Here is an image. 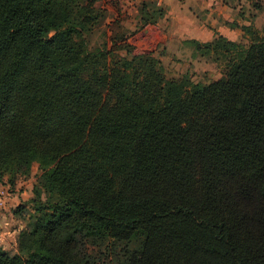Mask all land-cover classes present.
<instances>
[{
	"label": "trees",
	"instance_id": "trees-1",
	"mask_svg": "<svg viewBox=\"0 0 264 264\" xmlns=\"http://www.w3.org/2000/svg\"><path fill=\"white\" fill-rule=\"evenodd\" d=\"M140 13L136 32L165 10ZM106 20L0 0V171L42 170L0 264H264V27L185 41L226 61L205 84L113 30L91 47Z\"/></svg>",
	"mask_w": 264,
	"mask_h": 264
},
{
	"label": "crops",
	"instance_id": "crops-1",
	"mask_svg": "<svg viewBox=\"0 0 264 264\" xmlns=\"http://www.w3.org/2000/svg\"><path fill=\"white\" fill-rule=\"evenodd\" d=\"M102 1L108 12L113 9L111 0ZM149 1L157 2L165 10V15L155 25L145 26L138 35L143 34L144 40L151 37L156 50L161 44L172 46L170 43L183 44L187 40L208 43L217 36H223L238 43L244 37L241 11L243 0H135L133 4L136 6L135 17L138 22L143 4ZM119 15L117 13L114 17L118 19ZM31 174L28 171L0 177V190L6 188L3 183L8 184L6 189L9 190L7 197L0 196V247L4 250L10 251L8 246L18 250L19 235L25 224L15 211L20 205L35 198L34 188L38 183L31 181ZM24 180L25 188L21 185ZM9 225H12L10 230L7 229Z\"/></svg>",
	"mask_w": 264,
	"mask_h": 264
},
{
	"label": "rangeland",
	"instance_id": "rangeland-1",
	"mask_svg": "<svg viewBox=\"0 0 264 264\" xmlns=\"http://www.w3.org/2000/svg\"><path fill=\"white\" fill-rule=\"evenodd\" d=\"M133 1L135 0H123L121 2L118 0H111L110 2L112 3L111 6L113 9L108 12V8L101 0L100 7L107 10L108 20H106L91 37V47L94 48L98 45L100 46L106 39L104 34L106 33L107 36H110L112 35L113 30L115 33L126 36L128 44L135 48V54H148L155 52L156 55L159 56L160 53H163L164 56L161 57L163 64L176 75L190 73L192 79L196 82L205 84L222 78L223 72L226 68V61L219 58L216 54L211 53L202 56L201 53H195L192 46H186L184 42L183 44L170 43L172 46L161 44L156 50L155 42L151 37L148 40H144L143 34L138 35V32H136L139 28L137 27L138 20L135 17L136 6L133 4ZM242 2V26H248L262 35L264 27V0H243ZM257 5L261 6V9L255 7ZM117 13L120 14L118 19L117 17H114ZM29 171L32 172L31 181L33 183L36 181L40 184L42 175L41 167L34 164ZM1 172H5L8 176L12 175L11 173H8L12 172L9 170H1L0 173ZM21 185H23V188L26 187L25 180L21 182ZM3 186L8 188L7 183H3ZM7 191L9 193V190ZM17 193L16 190L15 194ZM11 228L12 225L7 227L8 230ZM8 249H10V251L3 250L10 255L19 254L18 250L15 251V249L10 248L9 246Z\"/></svg>",
	"mask_w": 264,
	"mask_h": 264
},
{
	"label": "built area",
	"instance_id": "built-area-1",
	"mask_svg": "<svg viewBox=\"0 0 264 264\" xmlns=\"http://www.w3.org/2000/svg\"><path fill=\"white\" fill-rule=\"evenodd\" d=\"M9 195L8 191L6 189L0 190V196L1 197H7Z\"/></svg>",
	"mask_w": 264,
	"mask_h": 264
}]
</instances>
